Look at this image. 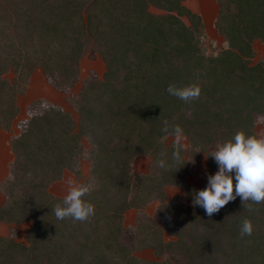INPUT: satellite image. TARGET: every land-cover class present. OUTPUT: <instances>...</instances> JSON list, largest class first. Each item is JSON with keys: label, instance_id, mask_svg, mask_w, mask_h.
Instances as JSON below:
<instances>
[{"label": "trees", "instance_id": "trees-1", "mask_svg": "<svg viewBox=\"0 0 264 264\" xmlns=\"http://www.w3.org/2000/svg\"><path fill=\"white\" fill-rule=\"evenodd\" d=\"M215 1L214 27L225 46L213 54L201 16L183 0H0L2 130L11 128L17 95L36 68L67 91L87 49L105 65L100 79L84 80L68 97L77 120L35 99L9 139L13 160L2 182L0 221H30V227L26 243L14 239V230L0 236V264H264V203L243 206L237 197L209 217L193 206L208 181L196 187L185 182L201 154L214 171L218 164L209 155L218 145L239 131L257 136L255 124L264 115V60L253 61V43L264 44V0ZM150 6L165 13H152ZM9 71L12 80L3 76ZM170 84L198 85L200 96L185 103L168 94ZM177 126L187 150L165 142ZM83 138L90 177L78 186H91L84 199L95 214L84 222L60 220L54 207L63 198L48 187L64 169L80 175ZM144 155L151 157L149 170L134 172V160ZM169 185L183 188L185 196L167 199ZM154 200L159 204L149 217L142 211ZM130 208L141 211L134 229L123 225ZM244 219L253 232L241 237ZM165 232L172 239L165 240ZM143 248L157 259L136 256Z\"/></svg>", "mask_w": 264, "mask_h": 264}, {"label": "clouds", "instance_id": "clouds-1", "mask_svg": "<svg viewBox=\"0 0 264 264\" xmlns=\"http://www.w3.org/2000/svg\"><path fill=\"white\" fill-rule=\"evenodd\" d=\"M166 91L169 95L189 103L199 98L201 88L195 84L185 86L170 84ZM175 132L177 136L182 135V129L178 126ZM209 156L218 164V171L214 175H209L206 188L194 194V207H202L211 217L237 197L241 198L243 206L249 201L255 204L264 203V137L247 135L239 131L232 139L218 145ZM173 158L176 161L180 160L178 151L174 153ZM157 163L161 168L166 165L162 159ZM91 190L89 185L70 187L62 204L57 203L54 207L56 218L60 220L72 218L80 222L88 220L95 214L94 205L84 199ZM251 210L249 205V211ZM252 232V222L244 219L241 237L250 236Z\"/></svg>", "mask_w": 264, "mask_h": 264}, {"label": "rangeland", "instance_id": "rangeland-1", "mask_svg": "<svg viewBox=\"0 0 264 264\" xmlns=\"http://www.w3.org/2000/svg\"><path fill=\"white\" fill-rule=\"evenodd\" d=\"M217 5H218V3H217ZM218 7H219V5H218ZM149 9L152 13H155V14L165 13L164 10L159 9L157 7H154V6H150ZM204 16H205V20H206V24H207V26L205 27L206 31L211 32V30L213 29V26H209V23H207L208 22L207 18H209V20H211L212 16H208V15H204ZM182 18L186 23H188V20L186 17H182ZM219 37H220L219 41H218V39L216 41H211L209 39L206 40L207 41L206 42V44H207L206 48L208 50V53H213V54L218 53L219 51H221L223 49V47L225 46V41L223 40V38L221 36H219ZM257 42L260 43L258 45V49H257L259 56L256 54L253 57L254 62H256L258 60H262L263 55H264V44L258 40H257ZM36 71H37L36 74L38 76L37 77L34 76V81L32 83V86L30 87V90H28V88H26V91L24 93L17 95L18 96L17 97V104L19 107V113L16 116V118L13 120L11 128L8 131L3 132L5 135V140L7 139V141L9 140L10 136L17 135L19 133V131H20L19 121H21V119H25L30 114V104L35 99L44 98L45 100H47L49 102H52L54 104L59 105L64 110H68V111L72 112L73 117L75 118V120H77V114L75 113L74 107H72V105L69 103L68 97H70L71 95H76L78 93V91L80 90L84 80L90 79V78L91 79L92 78L100 79L102 77L103 72L105 71V65H104V62L101 59V57H99L96 53L87 49L85 55H83V57L81 58V60L79 62L78 79L74 83L73 87H71L67 91H65V90H63V91L59 90L58 91L54 86H52L48 82V80L44 76L41 69L38 68ZM31 75H30V77H31ZM3 76L9 80H12L15 75L13 72L9 71V72L5 73ZM30 77H29V81H30ZM41 79H44L43 82H45L47 84L48 88L50 87L49 90H48V88H45L46 91H48V98H46L47 96L43 97L42 96L43 93L40 95L35 94V92L38 93L37 89L41 88L39 86L42 83ZM28 84H29V82H28ZM27 87H28V85H27ZM27 90H28V94H27ZM29 91H30V93H29ZM33 92H34V94H33ZM4 135H2V137H4ZM172 140L180 142V144L183 146V148L185 150H187L188 139L186 137H184L182 135L177 136V134H176V135L167 137L165 139V142L169 143ZM82 144H83V151H82L83 155H82V153H80L79 159H78V161L80 163V167H79L80 175L77 176L72 170L64 169L70 173V176L66 177V179L67 178L68 179L65 181V185L63 187L60 186L61 184H58V185H56V189H58L60 187H62V189H65V188L67 189L68 187L78 186V182L79 183H83V182L88 183V179L90 177V161L87 157L86 152L89 148V143L87 142V140L85 138H83ZM150 164H151V157L150 156H148V155L138 156L133 162L134 172L146 173L149 170ZM7 169H8V167H7ZM214 174H215V171H211L208 169L207 162H206V155L203 153V154H201V156L197 160V163L195 164V170L192 173H190L188 176L185 177V182L189 186L196 187V186L200 185L201 183L207 182L209 175H214ZM56 189H55V191H56ZM165 192H166L167 199H172L175 196H182V197L185 196V190L179 186H170V185L166 186ZM51 194H53V193H51ZM58 197H60V196H58ZM183 202H185V201H183ZM158 204H159L158 200H154V201L150 202L149 204H147L144 207L142 213H145L149 217H153V214H154ZM140 213H141V211H138L135 208H130V209L126 210L124 215H123V225L125 227H133L132 229H134L136 226V223H137V218L139 217ZM26 223H27L26 226L28 225V227L26 228L25 226H23L24 232H25L24 239H22V237H21L20 238L21 240H19V239L16 240L15 236H14V239L16 241L23 242V243L27 242L26 241V234H27L28 228L30 227V221H26ZM15 235L17 236V233H15ZM21 235H23V234H21ZM164 239L165 240L172 239V237L167 232H165L164 233ZM134 253L136 256H138L140 258L152 259V260L157 259V257L153 253V250L150 248L138 249ZM164 255H165L164 257H167V258L175 257V255H172V256H169V254H164Z\"/></svg>", "mask_w": 264, "mask_h": 264}, {"label": "crops", "instance_id": "crops-1", "mask_svg": "<svg viewBox=\"0 0 264 264\" xmlns=\"http://www.w3.org/2000/svg\"><path fill=\"white\" fill-rule=\"evenodd\" d=\"M207 3V4H206ZM183 4H185L191 11L198 13L203 21L204 24V28L207 26L206 24V20H205V16L204 15H208V16H212L211 20H209V18H207L209 23V26H213V29L211 30V32H207L206 28V35L207 38L211 41H216L218 39L219 41V36L215 27H214V20L216 17V13L218 11V5L217 2L215 0H183ZM260 43L255 41L253 43V48L255 50V55L257 54L259 56V53L257 52L258 50V45ZM263 60H264V55H263ZM254 61V59H253ZM38 68L35 69V71L32 73L31 77H30V81L28 84V90H30V87L32 86V83L34 81V76L37 77L38 75L37 70ZM43 78V77H42ZM44 79H41L42 83L39 85L41 88L37 89L38 93L35 92V94L40 95L43 93V97L47 96L46 98H48V91H46L45 88L47 87V84L45 82H43ZM50 88V87H49ZM48 88V90H49ZM28 90H27V94H28ZM30 93V91H29ZM34 94V92H33ZM44 99V98H43ZM255 133L257 135V137H264V115H260L257 118L256 124H255ZM4 130H2L0 128V206H2V204L5 201V197H4V192L2 189V182L5 180V178L8 177L9 175V167H10V163L13 160V153L10 149V145H9V140L7 141V139L5 140V135H4ZM10 134V133H9ZM2 135H4V137H2ZM11 138V136L9 137V139ZM8 167V169H7ZM215 173L218 171V166L216 167V169L214 170ZM70 176V173L67 170L63 171L62 177L59 180H56L54 182H52L49 187H48V191L50 193H53L56 196H60L62 198H64L66 196V194L68 193V191L70 190V187H68L67 189H62V187L65 185V181L68 179H66V177ZM61 180V181H60ZM61 184L60 188L56 189V185ZM56 189V191H55ZM26 221L24 223H19L16 224L14 222H4V221H0V236H9L11 235V232L14 230L15 233H17V236L15 235V239L16 240H21L20 238L22 237V239H24V227L26 228L28 227V225L26 226ZM23 234V235H21Z\"/></svg>", "mask_w": 264, "mask_h": 264}]
</instances>
